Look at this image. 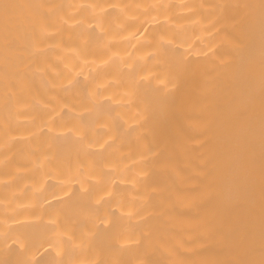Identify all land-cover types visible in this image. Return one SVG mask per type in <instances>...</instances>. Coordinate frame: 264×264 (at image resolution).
I'll return each mask as SVG.
<instances>
[{
	"label": "bare ground",
	"instance_id": "6f19581e",
	"mask_svg": "<svg viewBox=\"0 0 264 264\" xmlns=\"http://www.w3.org/2000/svg\"><path fill=\"white\" fill-rule=\"evenodd\" d=\"M0 264H264V0H0Z\"/></svg>",
	"mask_w": 264,
	"mask_h": 264
}]
</instances>
